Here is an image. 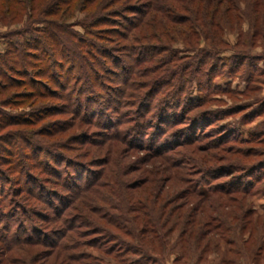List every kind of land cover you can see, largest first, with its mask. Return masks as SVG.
<instances>
[{
  "label": "rangeland",
  "instance_id": "1",
  "mask_svg": "<svg viewBox=\"0 0 264 264\" xmlns=\"http://www.w3.org/2000/svg\"><path fill=\"white\" fill-rule=\"evenodd\" d=\"M124 1L118 6L147 2ZM238 1L239 23L220 22L226 45L212 54L207 65L200 64L197 75L199 54L213 50H185L179 32L164 28L163 35L164 26L155 31L160 40L149 43L160 50L127 47L138 30L127 41L115 35L112 40L87 35L86 40L107 49L81 53L92 73L90 88L83 86L77 67L71 72L75 60L71 51L63 50V59L55 55L63 67L45 71L52 81L39 79L41 84L51 85V92L33 86L31 79L24 85L15 82L20 68L14 55H7L11 62L5 69L7 77H0V264H69L64 254L37 240L49 235L51 240L57 239L64 230L62 222H75L79 216H85L91 226L77 222L65 244L81 242L82 247L68 254H91L90 264L134 260L136 256L121 252L117 240L87 230L107 228L104 216L108 214L113 219L127 218L138 235L141 226L133 219L146 212L157 219H171L161 231L169 230L163 246L149 255L157 264H264V10L259 18L252 0ZM94 6L78 7L71 13L69 23L75 31L83 32L79 24L93 14ZM179 16L188 15L181 12ZM25 24L26 18L0 23V60L10 42L29 36L17 35ZM105 28L97 29L99 35L110 36L102 31ZM200 44L204 49V42ZM244 44L245 50H241ZM171 45L178 50H168ZM31 52L40 55L42 50ZM27 61L31 75L45 73L41 70L48 64L35 57ZM240 62L243 64L236 70ZM55 69L65 79L69 77L62 90L52 87ZM88 97L93 101L87 108L77 106L85 105ZM6 116L20 121L6 123ZM142 126L150 129L141 133ZM135 130L142 135L132 136ZM189 137L190 144L171 153L181 167L169 170L167 157L154 158L146 148L138 147L141 140L147 145L158 138L159 144L169 141L173 146L174 140ZM233 167L241 171L223 175V170ZM93 174L100 183L92 192L72 193L71 188H80ZM231 182H242L250 192L213 195L215 204L229 203L230 209L213 212L214 218L203 229L206 236H181L184 227L178 215L206 203L192 196L191 188L206 192L210 186L226 188ZM81 196L85 200L77 199ZM66 203L71 208L56 221L44 218L55 217V209ZM220 215L226 222L218 230L214 219ZM113 232L140 245L136 238ZM94 239L100 240L102 249L89 244ZM149 264L154 263L149 260Z\"/></svg>",
  "mask_w": 264,
  "mask_h": 264
},
{
  "label": "trees",
  "instance_id": "2",
  "mask_svg": "<svg viewBox=\"0 0 264 264\" xmlns=\"http://www.w3.org/2000/svg\"><path fill=\"white\" fill-rule=\"evenodd\" d=\"M121 1L124 0H0V23L11 24L17 21L22 22L23 19L26 18L25 30L23 32H18L17 35L21 36L23 33L25 35H29L25 36L23 40L19 39L9 43V48H7L4 58L0 60V77H2V79L7 77L6 73L8 70L5 69L7 64L11 62L10 60H7L6 57L8 54H13L16 60L14 63L18 64L20 68L18 69V78H14V81L19 85H24L28 84V79H31V84L33 86H39L40 89L43 88L44 90L51 92V85H43L39 79H41V77H46L52 81L51 76L47 75V72L45 71H48L49 68L51 69L54 66H58L59 69H61L63 67V63L57 62L55 55L59 54V57L63 59L64 54L62 53L68 50L73 52L75 57L71 72L75 71L77 67L81 75L80 78H83V86L85 88H90L93 86L94 82L91 78L92 73L88 72L86 67L87 64H85L86 61H84V57L82 56V54L85 53L83 50L107 49L93 43L92 40H86L85 38L87 35H90L91 37L95 36L98 39L108 38L110 40L114 39L111 37H114L115 35L120 37V39L127 41L130 39L132 32L134 33L138 30L137 36L133 37L132 41H128L129 44H127V47L134 46L131 48L132 50H135V48L137 50H160L159 48L151 46L149 43L156 39L157 41L160 40V36H158L159 34L156 35L155 31L160 27L162 28V26H164L162 29L163 32H161L163 35L165 33V29L173 28V31L179 32V37L181 36L185 50H213V52L209 51L204 53L202 51V53L199 54V56L201 55L197 61L199 66L197 69H199L200 64L202 66L207 65L209 59L213 58L212 54H217L218 52L216 53V51L223 50L224 48L223 45L225 42L221 36L222 26L220 22L226 19L229 23L238 24L240 21V15H242L238 0H169V3L166 2L168 0H147V2H142L141 6L134 5L125 8L124 6L126 1L122 2L125 4L118 6L121 4ZM171 1H174L178 4H175ZM252 1V5H254V11L257 12L260 18V16H263L264 0ZM91 5H95L92 12L93 14H88L86 20H84L82 24H79L82 27L83 32L80 33L75 31L73 29L74 25L69 23L71 13L78 9V7L80 9H87ZM117 6L121 8H117ZM113 8L115 10H112ZM181 12H183L184 15H188L190 17L185 16L186 18H181L179 16ZM128 15H132V18H129ZM119 18L123 19L122 22L119 21ZM179 26H183V28H179ZM101 27H106L102 31H106V33H108L110 36L99 35L97 29H100ZM147 28L151 29V31H149ZM171 41L172 45L173 43L176 44L175 40ZM202 41L205 44L204 49H200V43H202ZM172 45L171 47H168V50H178L175 45ZM241 46L244 47L241 48V50H245L246 45L244 44ZM38 50H42L40 55L39 52H31ZM28 57H35L36 59L42 61V63L48 64L45 67L46 69L41 70L45 73L41 74L40 76H34V74L31 75L28 71V67H31L27 61ZM214 59H216L215 56ZM76 60H78V63ZM51 63L55 65L52 64L50 66ZM242 64V62L237 64L236 70H240ZM13 66L14 65L12 62V67ZM192 68V72L195 71V68ZM11 69L9 67V70L13 71ZM182 70L183 69H181V71ZM55 71L57 75L55 72L51 73L54 80V82H51L52 87H59L62 90L69 82V77H66L65 79L62 73H59V70L55 69ZM213 71L214 70H211V73ZM200 73L201 70L199 69L195 72V75ZM97 79L96 81L99 82ZM89 82H91V84H89ZM89 99L90 98L88 97L85 105L80 104L77 106H79L81 109L87 108V105H89L88 102L93 101ZM142 118L144 117L142 116ZM5 120L6 123H16L20 121L15 119L13 116H6ZM109 127L110 129L114 128L113 125H110ZM142 127L141 133L143 130L150 129V127L147 126ZM138 131L139 130H135L134 133H132V136L135 133H139ZM139 137L141 138V136ZM158 140V138L157 140L155 138L147 145L141 143V140L140 144H138L139 146H137L140 148H146V150H148L154 158L167 157L171 163L170 165L167 164L168 170L170 167H181L180 163L175 162L172 159L171 153L175 152L176 147H183L190 144L192 139H190V137L183 139L179 138L178 140H174L176 143L173 146L170 145L169 141L159 144ZM235 169L237 168L233 167L230 168V170L225 169L223 170V175H235L236 172L241 171ZM97 178H99L98 175L93 174L80 188H71L72 193L77 194L82 191V195H84L85 193L92 192L93 188L100 183L95 182ZM189 192L192 193V196L199 197L202 202L204 201V203H206L197 205L191 212L178 215L179 220L182 221L180 225L184 227L181 236L184 237L186 234H189L190 238L195 236L197 239H200L201 237L206 236V234H204L205 232H203V229L211 223L209 219L214 218V216H212L213 212L215 211L222 214L223 210H228L230 209L229 207H231L229 206V203L215 204L216 201L211 199L213 195H230L232 193L247 194L250 191L248 186L245 184L243 185L242 182H231V185L226 188L217 186L212 188V186H210L207 188L206 192L191 188ZM97 194L99 193L97 192ZM83 197L85 196H81L77 199L85 200ZM117 207L119 208V206H116V209H118ZM239 207L241 208V205L234 207V210L239 209ZM67 208L70 209L71 207H69V205L66 203L64 206L62 205L61 208L55 209V217L47 218L46 216L44 218L51 219V221H56L58 219L56 217L63 215ZM146 213L133 219V223H137L141 226L138 235L133 232V227L127 224V218L121 217L120 219H113L110 218L108 214L104 216L106 219L102 218L106 220L107 228L104 227L105 229L103 230L99 226H96L90 229L87 228V231L93 230L95 233L100 234V236L104 235L103 237H105L106 240L110 238L114 239V241L117 240L119 243L118 246H120L122 249L121 252L123 251V253L137 257L134 260L121 258L118 260L116 259L117 264H149V260H152L154 264H157V261L153 260L149 255L151 253H155L157 248L159 249L163 246V240L166 236H168L169 230H167L168 232L165 230L166 232H164V234L161 231H163V229H167L168 225L171 223V219L170 217H167L165 220L163 216L157 219L154 215L148 216L149 214ZM221 216L222 215L219 216L220 218L214 219L217 222L215 226L218 230L221 229L222 225H224L226 222ZM84 219H86L85 216H79L78 220L75 222L65 220L62 222V227L64 230L59 232L57 239L51 240L49 235V238L43 237L39 238L37 241L39 243L41 242L42 244L48 245L54 252L64 254L66 256L64 258L66 261L70 262L69 264H90L88 261L90 259L92 260L93 258L91 254H68L69 251L81 248V242H70L71 244H65V242H67L66 238L68 233L74 232V230L77 228L78 221L87 227L91 226ZM113 230L122 232L126 237L136 238V240H139L138 242L140 245L136 246L132 245V243L126 242L121 236L114 233ZM54 236L55 235L53 234V237ZM89 244L98 250L103 248L102 243L97 239L90 240ZM142 259H144V261H142ZM96 264H98V262Z\"/></svg>",
  "mask_w": 264,
  "mask_h": 264
}]
</instances>
